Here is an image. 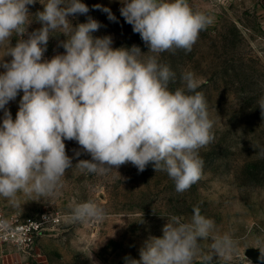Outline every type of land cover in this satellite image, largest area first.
<instances>
[{"label": "clouds", "instance_id": "obj_1", "mask_svg": "<svg viewBox=\"0 0 264 264\" xmlns=\"http://www.w3.org/2000/svg\"><path fill=\"white\" fill-rule=\"evenodd\" d=\"M36 2L0 0V45L9 41L5 56L11 57H0V196L14 201L18 192L46 195L60 187L73 167L65 140L76 141L91 156L75 165L89 174H105L127 163L143 172L151 163L155 172L167 173L178 193L199 182L204 165L200 150L214 142V122L195 74L183 72L184 86L171 90L176 74L158 55L191 52L212 18L194 11L188 0H120L125 22L156 55L142 59L136 45L113 48L111 37L94 38L100 25L89 18L71 27L61 42L64 54L44 59L50 33L68 30V17L86 15L89 8L81 0H46L36 13L42 27L29 34L28 6ZM102 10L116 20L109 8ZM14 34L20 38L12 46ZM20 91L13 120L5 106ZM258 105L264 114V98ZM105 217L103 207L85 201L72 208L70 220ZM214 229L215 221L202 215L199 206L190 221L171 215L163 235L150 237L140 259L126 257V264H194L201 254L199 241L209 238L212 254L203 255L202 264H211L213 254L230 258L232 237L213 235Z\"/></svg>", "mask_w": 264, "mask_h": 264}, {"label": "rangeland", "instance_id": "obj_2", "mask_svg": "<svg viewBox=\"0 0 264 264\" xmlns=\"http://www.w3.org/2000/svg\"><path fill=\"white\" fill-rule=\"evenodd\" d=\"M40 2L28 6L29 34L42 27L36 13L43 11L46 0ZM81 2L89 12L69 16L68 30L50 33L44 59L64 54L61 42L70 35L71 27L89 18L100 25L92 33L94 38L111 37L113 48L136 45L144 53L142 59L156 55L148 52L140 35L125 22L120 0ZM188 3L213 22L200 32L191 52H164L158 60L176 74L171 90L183 87L181 74L191 71L199 84L197 90L206 98L215 140L200 150L204 161L201 179L188 191L178 193L167 173L155 172L151 163L143 172L127 163L105 174H89L75 165L91 156L76 141L65 140L73 167L66 171L60 187L46 195L18 192L14 201L0 196V206L7 213L25 217L54 212L60 216L57 226L41 233L33 256L22 264H126V257L139 260L145 242L163 235L162 228L171 215L190 221L194 206L215 221L213 235L227 233L234 241L230 258L213 254L211 264H258L244 252L256 248L264 254V114L258 105L264 98V0ZM103 8H109L116 20H109ZM19 38L14 34L11 45ZM23 38L27 39V34ZM9 46V41L0 45V57ZM3 71L0 68V73ZM22 96L23 92H18L5 106L13 120ZM3 117L0 109V123ZM85 201L103 207L106 217L97 222L71 221L72 208ZM211 243V238L199 241L201 254L194 264H202V256L212 254Z\"/></svg>", "mask_w": 264, "mask_h": 264}, {"label": "built area", "instance_id": "obj_3", "mask_svg": "<svg viewBox=\"0 0 264 264\" xmlns=\"http://www.w3.org/2000/svg\"><path fill=\"white\" fill-rule=\"evenodd\" d=\"M60 216L54 212H40L21 217L7 213L0 206V264H22L33 256L38 237L54 228Z\"/></svg>", "mask_w": 264, "mask_h": 264}, {"label": "water", "instance_id": "obj_4", "mask_svg": "<svg viewBox=\"0 0 264 264\" xmlns=\"http://www.w3.org/2000/svg\"><path fill=\"white\" fill-rule=\"evenodd\" d=\"M244 254L249 257L250 259L254 260L258 264H264V254H262L256 248H250L245 250Z\"/></svg>", "mask_w": 264, "mask_h": 264}]
</instances>
